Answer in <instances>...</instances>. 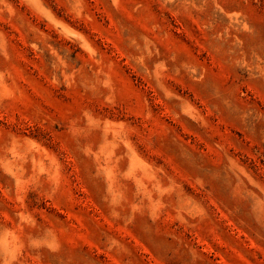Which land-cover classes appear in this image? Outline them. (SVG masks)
Instances as JSON below:
<instances>
[{"label":"rangeland","instance_id":"rangeland-1","mask_svg":"<svg viewBox=\"0 0 264 264\" xmlns=\"http://www.w3.org/2000/svg\"><path fill=\"white\" fill-rule=\"evenodd\" d=\"M0 264H264V0H0Z\"/></svg>","mask_w":264,"mask_h":264}]
</instances>
